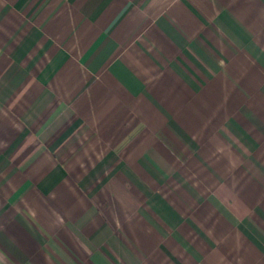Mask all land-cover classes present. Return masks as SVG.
<instances>
[{"label": "crops", "instance_id": "0c3cea01", "mask_svg": "<svg viewBox=\"0 0 264 264\" xmlns=\"http://www.w3.org/2000/svg\"><path fill=\"white\" fill-rule=\"evenodd\" d=\"M0 264H264V0H0Z\"/></svg>", "mask_w": 264, "mask_h": 264}, {"label": "clouds", "instance_id": "9594fccd", "mask_svg": "<svg viewBox=\"0 0 264 264\" xmlns=\"http://www.w3.org/2000/svg\"><path fill=\"white\" fill-rule=\"evenodd\" d=\"M117 225L119 224V220L116 221Z\"/></svg>", "mask_w": 264, "mask_h": 264}]
</instances>
